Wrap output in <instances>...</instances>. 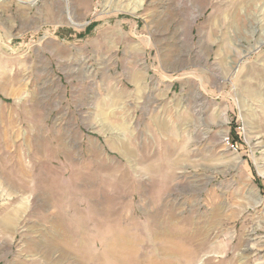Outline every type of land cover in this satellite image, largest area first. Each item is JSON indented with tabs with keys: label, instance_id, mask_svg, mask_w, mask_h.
<instances>
[{
	"label": "rangeland",
	"instance_id": "374dc122",
	"mask_svg": "<svg viewBox=\"0 0 264 264\" xmlns=\"http://www.w3.org/2000/svg\"><path fill=\"white\" fill-rule=\"evenodd\" d=\"M0 264H264V0H0Z\"/></svg>",
	"mask_w": 264,
	"mask_h": 264
},
{
	"label": "built area",
	"instance_id": "2783aa9c",
	"mask_svg": "<svg viewBox=\"0 0 264 264\" xmlns=\"http://www.w3.org/2000/svg\"><path fill=\"white\" fill-rule=\"evenodd\" d=\"M227 139H228V142L230 143V140H229V138H227ZM231 145H232V146H234V144H233V143H232Z\"/></svg>",
	"mask_w": 264,
	"mask_h": 264
},
{
	"label": "bare ground",
	"instance_id": "6f19581e",
	"mask_svg": "<svg viewBox=\"0 0 264 264\" xmlns=\"http://www.w3.org/2000/svg\"><path fill=\"white\" fill-rule=\"evenodd\" d=\"M9 219V218H8ZM8 221V220H7ZM9 221H10V219H9Z\"/></svg>",
	"mask_w": 264,
	"mask_h": 264
}]
</instances>
